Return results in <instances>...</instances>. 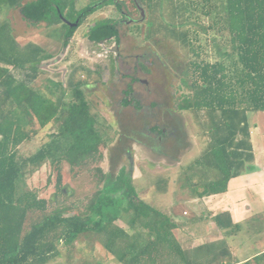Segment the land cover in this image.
Masks as SVG:
<instances>
[{
    "label": "trees",
    "instance_id": "16d2710c",
    "mask_svg": "<svg viewBox=\"0 0 264 264\" xmlns=\"http://www.w3.org/2000/svg\"><path fill=\"white\" fill-rule=\"evenodd\" d=\"M3 1L9 8L18 9L21 18L33 25L62 24L65 28L62 47L69 44L76 29L99 7L111 3L122 8V1L117 0H96L94 6L89 4L80 9L75 8V0H0V4ZM138 1L149 11L167 2L170 13L183 26L189 17L197 23L204 16L209 20L207 25L199 24L204 33L226 32L229 49L217 47L220 59L213 62L192 63L193 74L197 75L190 82L192 94L185 95L178 105V109L191 110L197 116L203 111L207 120L201 126L209 134L205 149L181 167L182 178L198 197L223 193L231 178L256 167L249 113L264 112V0ZM60 15L80 21L76 27H70ZM118 23L111 18L98 19L85 35L94 42L119 43ZM178 33L197 54L200 45L194 46L189 41L190 31L182 29ZM191 33L198 39V30ZM3 43L0 40V264H58L53 260L59 255L60 243L73 248L78 237L89 231L100 236L104 247L120 260L126 259V264H139L137 259L142 258L143 264H150L148 257L153 243L161 245V259H167L168 249L178 248L170 218L135 194L130 170L121 166L112 180L110 173L99 167L103 150L111 139L102 137L99 130L110 126L92 111L83 89L87 83L73 79L76 68L67 76L69 88L62 85L58 89L57 81L53 85L55 92L45 95L31 86L40 75L35 65L40 60L25 54L15 56L4 49ZM87 72L89 77L95 71ZM68 89L71 95L65 100ZM123 93L126 97L122 104H131L130 87ZM135 108L140 106L136 103ZM48 123H54L56 130L48 133V139L34 153L19 156L18 147L34 138ZM149 132L164 135L163 128L157 125ZM126 152L129 153V147ZM46 164L55 171V190L50 197L40 195L37 188L20 184V180ZM65 164L72 175L84 167L96 186L83 210L78 211L73 203L59 202V196L64 200L75 194L71 187L62 184ZM53 198L57 199V206L48 210ZM35 211L40 215L27 224L28 214ZM121 211L127 215L130 227L145 229L142 233L149 236L144 243L139 242L141 233L135 236L138 248L136 241L114 223ZM121 240L125 241L124 249ZM76 263L91 264L87 257Z\"/></svg>",
    "mask_w": 264,
    "mask_h": 264
},
{
    "label": "rangeland",
    "instance_id": "374dc122",
    "mask_svg": "<svg viewBox=\"0 0 264 264\" xmlns=\"http://www.w3.org/2000/svg\"><path fill=\"white\" fill-rule=\"evenodd\" d=\"M117 1H122V10L127 13L130 18L139 17V12L135 9L133 1ZM95 3L96 0H75L74 6L76 9H80L89 4H93L94 6ZM101 3L102 1L99 2V4ZM142 7L144 8L145 18L143 21H140L138 24L139 26H130V22L120 21L121 15L116 6L111 3L99 7L89 14L84 20L85 23L80 25L74 32L72 37H76L79 42L77 44L70 42L66 47V51L68 50L67 54L64 53L60 55L65 31L62 24L45 26L44 23H38L40 27H36V29L27 28L24 26L25 23L18 9L12 8L5 12L8 6L4 2L0 4V40L4 41L2 45L4 49L13 53L15 56H22L25 54L27 56L30 55L29 58H32L33 55L37 58L39 52H37L38 50H36V48L32 47V45L36 44L43 48L41 49L43 51L39 54L40 56L58 54L49 59V66H47V64L45 65L43 62L45 66L42 65L39 77L31 85L34 88H38L40 92L45 95L50 96V91L52 90L55 92L53 85L58 83L57 81L60 82L58 89L60 86L62 87V85L63 87L67 86V76L76 68L75 72L72 74L73 79H80L87 83L83 89L87 100L90 102L92 111L97 113L101 119L110 126V129L109 127L104 129L100 128V135L107 139L111 138L108 142H111L113 137L117 138L106 150H103L104 157L99 162V167L102 171L108 174L110 173L113 180L119 168L124 166L126 170H131V187L138 197L154 207L162 208V210L168 208L170 205L169 202L175 201L182 203L183 208H187V210L190 211L191 208L185 201L193 195V192L188 189L185 177L184 179L182 178L181 167L189 164L199 156L203 149H205L209 140V134H206L204 128L201 126V123L207 120L203 111H200L199 116H197L191 110L178 109V105L182 103V98L185 95L192 94L190 82L194 79V76H197L193 74L192 63L195 61L213 62L220 59L217 47L223 50L229 49V43L224 37L226 32L210 30L204 33L199 25H207L209 23V20L204 16H200L201 18L197 23L194 21L193 17H189L186 19L183 26L181 20L175 14L170 13V7L167 2L164 5H155L152 11H149L150 9L145 5H142ZM7 18L11 21L15 31H13V28L10 26V21ZM67 18L69 21L72 19L71 16H67ZM101 18H111L119 21L120 44L117 47V52L119 53L117 56L113 55V48L110 49V47H114L115 49V46H113L114 40H110L109 43L106 44L107 50L105 51L108 54L104 53L103 49V53L99 51L103 54L101 58H95L93 56L94 54L91 53V50L86 46L84 36L88 23L91 24L93 21ZM44 27L49 28L46 29ZM182 29L190 31L189 41L193 43L194 46L197 44L200 45L197 54L193 52L190 48L191 46L183 41V38L179 35L178 32ZM195 30L199 31L198 39L191 33ZM36 34L38 35L37 39L33 36L31 37V35ZM18 37H20L21 40ZM28 39L29 41H26ZM215 39H217V43H215ZM15 41L17 42L15 43ZM27 44L30 45L25 46ZM154 51L164 54L165 64L159 62V60L154 61V65L149 63L147 57ZM0 53H2V50ZM137 53H145L147 55L144 54V57L142 56L143 58L137 61L135 58V54ZM126 61H128L129 64L139 63L146 69V71H143L138 65V69L136 68L133 71L130 70L132 72L131 74H134L136 77H144L147 79V83L135 82L133 84L135 90L142 94V96L136 98L137 100L135 101V103L140 106L139 109L135 108L134 103L129 106H123L121 104L122 99L125 97L123 91L127 83L130 82L128 77L123 76L126 74L128 75ZM164 66L173 69L170 70L172 71L170 76L169 74L167 75V71L170 73L168 67L163 69ZM87 70L95 72L91 73V75L89 74L88 77ZM67 88L69 87L67 86ZM150 89L152 91H150ZM70 92L71 91L68 89L65 100L70 98ZM172 119L177 121L178 126H180L181 131L184 133L185 140H183V142L185 143V150L178 152L176 157L168 158L169 160L165 162L168 164H175L173 167L177 168L168 169L164 172L163 170H165V168L154 171L146 170L147 160L156 163L157 159L150 154L148 148H143L140 152L138 151L139 155L135 154L136 149L130 146V140H127L132 135H135V133H130V131L139 132L137 137L140 142L150 147L158 143L157 139L160 135L155 132L153 135L156 138L150 139L148 136L150 133L149 129L154 125L165 127L167 123L169 124L170 121H173ZM249 123L251 135L252 133L254 134L253 139L255 137H263V135L261 136L260 134L264 132V112H250ZM32 126L36 128L34 123H32ZM56 128L54 123H48L40 128L34 138L29 141H24L18 147V155L27 156L34 153L37 148L48 139V133L55 131ZM125 133L128 134V136L125 135V139L119 140L118 137L122 138ZM258 143L257 146L260 148L257 149H264V138ZM128 147L129 153L126 152ZM131 150L133 152H131ZM134 160L136 162H142L139 166L141 167V176L133 166L134 164L132 162ZM261 161L262 164H264V160L261 159ZM179 165L180 167H178ZM148 167L151 168V166ZM69 168V165L65 164L63 166L62 184L64 183L67 187H71L75 194L73 197L64 198V200L66 199L65 201L61 200L63 199L62 196H59L58 199L61 204L65 202V204L71 205L73 203L78 208V211H80L85 208L96 186L90 175L86 173L84 167L81 172L76 175H72V173L69 172ZM78 168L80 170V167ZM158 170L162 172H157ZM133 176L135 178H133ZM167 177L168 179H166ZM54 183L55 171L52 170L49 164H46L34 174L27 175L25 179L23 178L20 180L21 185L23 184L28 188H37L40 195L47 197H50L54 192ZM155 186L158 188L156 187V189ZM131 187H129V191L132 189ZM163 190H165V192ZM122 201L123 200H121L120 203H122ZM57 203V199L53 198L48 205V210L57 206ZM38 215H40L39 211L30 212L28 214L27 224H30ZM120 215L124 218L125 212L121 211ZM122 217H118L114 222L123 224L120 220ZM90 234L91 232L89 231L80 235L76 240V245L87 244L90 239ZM94 236H97L94 238L98 240V235L95 234ZM67 246L68 245L60 243L58 248L59 255L54 258V263L78 264L76 263L78 259L76 260L73 248H71L73 245L69 248ZM102 251L103 250L97 251L99 255L97 254V256H94L91 264H110L106 261V255Z\"/></svg>",
    "mask_w": 264,
    "mask_h": 264
},
{
    "label": "crops",
    "instance_id": "0c3cea01",
    "mask_svg": "<svg viewBox=\"0 0 264 264\" xmlns=\"http://www.w3.org/2000/svg\"><path fill=\"white\" fill-rule=\"evenodd\" d=\"M9 9L12 8L8 7L5 12ZM7 19L9 20V18ZM23 22L27 28L36 29V27H40L39 24L33 25L25 20ZM10 26L15 31L11 21ZM32 36L37 39L38 35ZM20 37L18 38L21 40ZM26 41H29V39ZM28 45L30 44L25 46ZM32 47L36 50L38 47L43 49L37 44L32 45ZM42 51L37 54L40 62L36 63L40 70H42V65L47 64L49 66L50 62L48 55H39ZM260 135H263V137L253 139L254 134L252 133L254 164L256 167L231 178L227 183L225 192L204 197H198L193 193L185 201L191 208L190 211L187 208L184 209L182 203L175 201L169 202L170 205L166 210L155 207L170 218L172 234L178 243V248L171 246L172 248L168 249L167 259L162 260L160 255L161 245L153 243L150 247L151 257H148L150 264H264V164L261 161V159L264 160V149H257L260 148L257 145L264 138V132ZM115 140L117 138L113 137L108 146L114 143ZM130 143V146L136 149L135 154L139 155L138 151L140 152L143 148L133 140H130ZM131 152L133 151L131 150ZM150 154L154 156L151 151ZM168 158H161L157 155L155 158L157 159L156 163L147 160L146 170L154 171L165 168L164 172L168 169H176L177 167H173L175 164L165 162L170 159ZM132 163L141 176V167L139 166L142 162L134 160ZM148 166H151V168ZM157 172L161 173L162 171L158 170ZM133 178L135 177L133 176ZM163 191L165 192V190ZM120 217L122 216L119 215ZM120 220L123 224L114 223L123 229L128 238L136 241L137 248L139 245L135 236L138 233L142 234V239H139V242L144 243L149 239L147 234L145 236L142 233L146 232L145 229L138 228L134 230L129 226L126 214ZM94 235L91 231L90 239L85 245L77 246L75 241L73 250L76 260L78 258L79 261L83 257H87L92 262L94 256L98 254L97 251L103 250L106 261L110 264H126V259L120 260L114 253L104 247L100 236L96 240L97 236ZM124 245L125 241L121 240L122 249H124ZM139 254L141 255V252ZM137 262L143 264V258L141 261L137 259Z\"/></svg>",
    "mask_w": 264,
    "mask_h": 264
},
{
    "label": "flooded vegetation",
    "instance_id": "af4514ba",
    "mask_svg": "<svg viewBox=\"0 0 264 264\" xmlns=\"http://www.w3.org/2000/svg\"><path fill=\"white\" fill-rule=\"evenodd\" d=\"M133 1V3H134V7H135V9L139 12V17L138 18H130V16L127 14V13H125L123 10H122V8H120V9H118L117 7V10H118V12L120 13V15H121V19H120V21H125V22H130V26L131 25H137V26H139L138 24L140 23V21H143L144 19H142L141 17V14H140V10H139V8H138V6L137 5H139L140 7H142V5H141V3L138 1V0H132ZM115 2H118V1H115ZM82 15V17H83V13H81ZM144 18H145V13H144ZM86 19V18H85ZM78 21L77 22V25H78V23H79V21H80V19L79 18H76L75 19V21ZM75 21H70V22H72V23H74ZM94 22V21H93ZM83 23H85V21H83ZM82 23V24H83ZM81 24V25H82ZM92 25V23L90 24V23H88V26L86 27V31L88 30V28L90 27ZM76 27V26H75ZM84 39L86 40V46H87V48L88 49H90L91 50V53H93L94 55V57L95 58H97V57H99V58H101V56L103 55L102 53L104 52V53H106V54H108L105 50H107L106 49V44H108L109 43V41L110 40H103V41H101V42H94V41H91V40H89L87 37H86V35L84 36ZM78 43L79 42V40L76 38V37H71L70 38V40H69V43ZM119 44H120V41H119V43H116L115 41H113V46H115V49H114V47H110V49H112L113 48V55L114 56H117L119 53L117 52V47L119 46ZM67 47V46H66ZM66 47H62V49H61V52H60V55L61 54H67V52H68V50L66 51ZM102 49H103V52H102ZM102 52V53H100V52ZM119 51V50H118ZM89 53V52H88ZM161 53L162 52H158V51H154V52H152V54L150 55H148V57H147V59L149 60V63L152 65H154L155 63H154V61H156V60H159V62H161V63H163V64H165V62H164V59H165V57H163V53H162V55H161ZM90 54V53H89ZM144 54L145 53H142V54H140V53H137V54H135V58L137 59V61L139 60L140 61V59L141 58H143L144 57ZM58 55V54H57ZM92 55V54H91ZM145 55H147V54H145ZM143 56V57H142ZM65 57V56H64ZM64 57H62V58H64ZM57 59H60V58H57ZM127 60H129V59H127ZM138 65H139V67H141V70H143V71H146V69L144 68V66L143 65H141V64H139V63H137V64H129V62L128 61H126V66L128 67V75L126 74V75H123L124 77H128L129 78V80H130V82L129 83H127V86H126V88L124 89V91H126V90H128L129 89V87H130V95H128L131 99H132V102H131V104L133 105V103L136 105V103H135V101L137 100L136 98H140L141 96H142V94H140L139 92H137L136 90H135V88L133 87V84L135 83V82H145V83H147V79H145L144 77H136L134 74H131L132 72L130 71V70H135L136 68L138 69ZM165 67H168V66H164V68L163 69H165ZM168 69H169V71L170 70H173V69H171L170 67H168ZM171 73H172V71H170V73L167 71V75L169 74V76L171 75ZM123 91V92H124ZM150 91H152L151 89H150ZM125 95V94H124ZM125 97H126V95H125ZM124 97V98H125ZM123 98V99H124ZM123 99H122V101H123ZM122 104V103H121ZM123 105V104H122ZM130 105V104H129ZM129 105H123V106H129ZM172 118V117H171ZM174 119V118H173ZM172 119V120H173ZM110 121V120H109ZM163 128V132H164V135L163 136H160L158 139H159V141H158V139H157V144L156 145H151L150 147H149V145L147 146V145H145V144H143V142H140V140H139V138L137 137V135H139L138 133L139 132H134V131H130V133H135V135H132L129 139H127V140H133L134 142H138V144L141 146V148H148L149 149V151H151V152H153V154H154V156L156 157L157 155L159 156V157H161V158H163V157H169V158H172V157H176V155H178L177 153L178 152H181V151H183V150H185L184 149V147H185V143L183 142V140H185V137H184V133L181 131V129H180V126H178V124H177V121H175V120H173V121H170L169 122V124L167 123V126H165V127H162ZM166 130V131H165ZM150 134V133H149ZM148 134V136L150 137V139H155L156 137L152 134H150L149 135ZM119 135V134H118ZM125 135H127L128 136V134H123V137L122 138H119L118 137V139L120 140V139H125L124 138V136ZM156 141V140H155ZM147 146V147H146Z\"/></svg>",
    "mask_w": 264,
    "mask_h": 264
},
{
    "label": "water",
    "instance_id": "95a60500",
    "mask_svg": "<svg viewBox=\"0 0 264 264\" xmlns=\"http://www.w3.org/2000/svg\"><path fill=\"white\" fill-rule=\"evenodd\" d=\"M138 6V8H139V10H140V14H141V18L142 19H144V8L143 7H140L139 5H137ZM60 18L62 19V21L64 22V23H66L68 26H70V27H75V26H77V20L74 22V23H72V22H70L69 20H67L65 17H63L62 15H60Z\"/></svg>",
    "mask_w": 264,
    "mask_h": 264
}]
</instances>
